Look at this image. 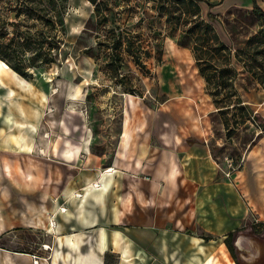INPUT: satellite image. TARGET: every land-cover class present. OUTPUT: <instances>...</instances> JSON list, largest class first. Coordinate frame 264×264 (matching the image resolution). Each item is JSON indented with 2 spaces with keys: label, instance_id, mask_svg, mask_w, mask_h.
Wrapping results in <instances>:
<instances>
[{
  "label": "rangeland",
  "instance_id": "1",
  "mask_svg": "<svg viewBox=\"0 0 264 264\" xmlns=\"http://www.w3.org/2000/svg\"><path fill=\"white\" fill-rule=\"evenodd\" d=\"M109 1L118 5L105 9L109 21L100 23L90 1L66 0L65 27L49 50L57 61L38 62L32 67V78L22 80L2 70L0 60V219L15 229L23 228L15 247L47 245H42L46 237L42 227L53 229L52 223L57 224L52 200L75 167H83L86 153L98 161L102 157L104 168L110 166L126 103L132 105L131 126L136 131L200 130L227 178L244 168L251 147L264 136V87L257 78L239 75L238 83L247 93L242 105L220 111L211 93L213 86L198 69L193 43L169 29L166 16L152 7L153 1ZM210 1L216 4L201 3L202 15L205 19L209 12L214 15L211 22L233 52L245 50L252 38L263 45L264 20L253 3L248 8L230 0ZM259 5L264 9V4ZM119 33L124 43H116V49L113 42ZM127 39L141 47L139 60L125 50ZM259 61H264L262 55ZM232 65L240 68L241 62L234 58ZM25 142L31 146L23 147ZM68 150L72 158L64 156ZM231 159L237 169L227 176ZM6 165L12 175L5 172ZM22 170L29 171L30 183ZM41 191H47L48 202ZM238 229L239 259L264 264V222L259 215L249 208ZM199 234L207 236L204 231ZM227 262L237 264L230 251Z\"/></svg>",
  "mask_w": 264,
  "mask_h": 264
},
{
  "label": "crops",
  "instance_id": "2",
  "mask_svg": "<svg viewBox=\"0 0 264 264\" xmlns=\"http://www.w3.org/2000/svg\"><path fill=\"white\" fill-rule=\"evenodd\" d=\"M230 3L253 5L252 0ZM237 69L239 75L250 73L243 63ZM238 82L242 100L247 93ZM126 105L110 170L102 157L98 161L86 153L83 167L76 166L51 199L57 224L42 227V245L48 246L15 247L23 228L0 219V264H227L229 231L242 225L249 208L264 221V136L251 147L244 168L227 178L200 130L136 131L132 105ZM68 153L64 156L72 158ZM22 175L30 183L29 171ZM40 194L48 202L47 191Z\"/></svg>",
  "mask_w": 264,
  "mask_h": 264
},
{
  "label": "trees",
  "instance_id": "3",
  "mask_svg": "<svg viewBox=\"0 0 264 264\" xmlns=\"http://www.w3.org/2000/svg\"><path fill=\"white\" fill-rule=\"evenodd\" d=\"M88 1L95 6L100 23L109 21L110 14L104 10H111L118 5V2L109 0ZM151 1L154 3L152 7L166 16L170 30L180 33L181 39L189 38L193 43L192 49L198 69L205 77L208 86H213L211 93L214 101L219 104L217 107L220 111L226 112L230 106H241L243 102L237 96L236 85H234L240 73L239 69L232 65L234 58H237L239 63H243L244 68L248 69L264 87V61H259L260 55L264 58V29H262L260 40L263 45L252 38L245 50L233 52L232 47L219 37L211 22L214 15L209 12L207 19L202 15V2L208 3L210 7L216 3L210 0ZM221 2L223 0H218L217 3ZM252 3L254 11L258 12L264 20V11L257 4V0H252ZM65 7L66 0H0V59L6 62L14 72L27 79L33 76L32 67L39 66V63L56 62L57 58L53 57L49 50L58 43L57 34L65 27ZM14 12L15 19H12ZM122 38L120 33L114 37V48L117 49L116 43L120 45L124 43ZM140 49L137 43L127 39L125 50L137 60L141 57ZM146 53H150V50ZM261 66L263 70H258L257 67L262 69ZM233 97L235 98L232 100ZM239 231L240 229L229 231L224 242L237 264H250L241 261L237 255L235 239ZM263 254L261 259H264Z\"/></svg>",
  "mask_w": 264,
  "mask_h": 264
},
{
  "label": "built area",
  "instance_id": "4",
  "mask_svg": "<svg viewBox=\"0 0 264 264\" xmlns=\"http://www.w3.org/2000/svg\"><path fill=\"white\" fill-rule=\"evenodd\" d=\"M263 129H261L262 131ZM228 166H230L231 168L228 170L227 172V176L231 174V171L232 170H236L237 169V166L233 165V162H232V159L230 161H228ZM36 264H38V261H36Z\"/></svg>",
  "mask_w": 264,
  "mask_h": 264
},
{
  "label": "bare ground",
  "instance_id": "5",
  "mask_svg": "<svg viewBox=\"0 0 264 264\" xmlns=\"http://www.w3.org/2000/svg\"><path fill=\"white\" fill-rule=\"evenodd\" d=\"M1 63H2V65L5 67V68H7V69H9V67L7 66V64L5 63V62H2L1 61ZM0 63V64H1ZM15 76H18L19 78H21L20 76L21 75H19L17 72H16V74H14ZM23 80V79H22ZM107 169H109V168H107ZM110 170V169H109ZM111 170H112V168H111ZM30 177V176H29ZM52 225L54 226V223H52ZM46 246H48V245H46Z\"/></svg>",
  "mask_w": 264,
  "mask_h": 264
},
{
  "label": "water",
  "instance_id": "6",
  "mask_svg": "<svg viewBox=\"0 0 264 264\" xmlns=\"http://www.w3.org/2000/svg\"><path fill=\"white\" fill-rule=\"evenodd\" d=\"M12 19H15V12H14L13 15H12Z\"/></svg>",
  "mask_w": 264,
  "mask_h": 264
}]
</instances>
